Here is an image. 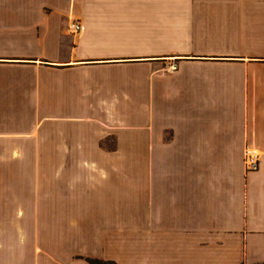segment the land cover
I'll list each match as a JSON object with an SVG mask.
<instances>
[{
  "label": "crops",
  "instance_id": "0c3cea01",
  "mask_svg": "<svg viewBox=\"0 0 264 264\" xmlns=\"http://www.w3.org/2000/svg\"><path fill=\"white\" fill-rule=\"evenodd\" d=\"M0 174V264H264V0H0Z\"/></svg>",
  "mask_w": 264,
  "mask_h": 264
},
{
  "label": "rangeland",
  "instance_id": "374dc122",
  "mask_svg": "<svg viewBox=\"0 0 264 264\" xmlns=\"http://www.w3.org/2000/svg\"><path fill=\"white\" fill-rule=\"evenodd\" d=\"M173 65H171L169 68H172ZM114 144V142H107V145H105L106 147H112ZM33 160H36V159H24V158H21V159H12L11 157L10 158H4L3 161H4V168H3V179L4 181H11V177H12V167L15 166V169L16 170H19V177H20V181H21V185H24L23 184V181H28L30 177L33 176V173H34V161ZM37 160H40L39 162H43V159H37ZM0 177H1V174H0ZM3 201L5 203V206H4V210H6V213L4 211V216L2 217L1 216V213H0V231L1 230H11V229H14V230H20L22 232V230H35L37 229V225L38 227H42V223H35V221H30V220H27L28 219V215H26L27 213V206L26 205H22L19 207V209H17L16 212L19 211V217H24L23 219L25 220H19V221H16L15 219H11L12 218V214H11V207L10 206H7L6 203L8 201H10V194H9V199L8 197H6V193H10L11 190L9 191H6V190H3ZM22 192V191H21ZM22 201V200H21ZM26 202V201H25ZM25 208V209H24ZM16 209V207H15ZM31 219V218H30ZM29 239L25 238V237H21L20 238V241L21 243L23 244L25 241H27ZM30 240H35V239H30ZM42 241V239H41Z\"/></svg>",
  "mask_w": 264,
  "mask_h": 264
},
{
  "label": "built area",
  "instance_id": "2783aa9c",
  "mask_svg": "<svg viewBox=\"0 0 264 264\" xmlns=\"http://www.w3.org/2000/svg\"><path fill=\"white\" fill-rule=\"evenodd\" d=\"M82 29V24L80 21L73 19L69 23L68 31L70 33L76 34L79 33ZM176 66L173 65L172 69H174ZM261 159V153L258 149L247 146L244 152V163L247 171H253L256 170L259 166V162Z\"/></svg>",
  "mask_w": 264,
  "mask_h": 264
},
{
  "label": "trees",
  "instance_id": "16d2710c",
  "mask_svg": "<svg viewBox=\"0 0 264 264\" xmlns=\"http://www.w3.org/2000/svg\"><path fill=\"white\" fill-rule=\"evenodd\" d=\"M86 260L88 262L92 263V264H116L115 261H112V260H102V259H98V258H87Z\"/></svg>",
  "mask_w": 264,
  "mask_h": 264
}]
</instances>
